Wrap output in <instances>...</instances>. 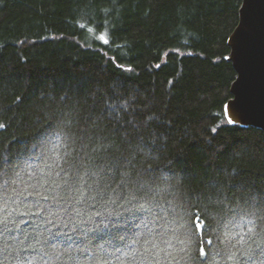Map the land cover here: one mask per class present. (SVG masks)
I'll list each match as a JSON object with an SVG mask.
<instances>
[{"label":"trees","instance_id":"1","mask_svg":"<svg viewBox=\"0 0 264 264\" xmlns=\"http://www.w3.org/2000/svg\"><path fill=\"white\" fill-rule=\"evenodd\" d=\"M242 1L0 0V168L23 169L18 190L32 191L28 175L47 171L58 133L76 150L106 145L98 163L158 185L180 222L199 215L208 225L206 234L194 229L213 241L195 264H230L222 249L247 239L235 218L253 202L264 205V131L229 124L224 114L237 76L224 57ZM34 200H10L0 212L10 223L0 235L3 264H116L100 246L125 249L145 219L91 200L77 206L81 215L49 205L37 216ZM101 219L112 222L107 231L96 229Z\"/></svg>","mask_w":264,"mask_h":264},{"label":"snow or ice","instance_id":"2","mask_svg":"<svg viewBox=\"0 0 264 264\" xmlns=\"http://www.w3.org/2000/svg\"><path fill=\"white\" fill-rule=\"evenodd\" d=\"M97 39L105 44L109 43L103 34ZM224 59H228V57H224ZM224 114L227 117V123H235L229 114V105L227 104L224 105ZM5 127V124L0 123V129ZM212 130L215 131V129ZM56 141L51 155L48 156L50 162L46 164L47 171H32L28 175V181L34 182L32 191H28L27 187L18 190L19 185L26 183L21 178L23 169L13 165L11 167L12 175H9L8 169L0 168V203L3 205L0 207V212L6 209L10 200L15 203L21 197H35L32 206L37 209L35 213L37 216H42L49 205L59 206L65 215L71 216L73 212L81 215L77 206L84 205L89 200L105 204H118L134 218L138 219L139 216L136 214H139L145 219L141 220V224L136 225L137 234L125 249L117 248L112 253H108L104 245L100 246V252L104 255H112L116 264H195L199 258L209 255V251L204 245L205 243L212 245L213 241L212 239L205 241L203 234L207 233L208 225L200 219L199 215H196L195 221L189 219L187 222H180L183 220V216L175 214L171 202L166 204L161 202L163 197L158 199V185L146 180L132 181L130 179L131 172L121 171L118 164L98 163L104 159L100 153L106 152L108 146L100 143L94 146L81 144L80 149L76 150L70 148L74 141L63 133L56 135ZM4 163L7 161L5 160ZM25 167L31 169V165L26 164ZM149 171H152L151 167H149ZM117 174L120 176L119 181L115 180ZM162 179L167 180V177H162ZM114 184L115 186H113ZM128 205L130 207H127ZM24 215H28V213ZM187 215L191 217L194 213L189 212ZM95 216L100 217L102 213L96 212ZM148 217L152 219L148 220ZM92 219V216L88 217V220ZM235 219H240L243 223L244 236L247 239L240 237L237 241L239 246L231 245V248H235L236 251H232L229 247L222 249L226 260L230 264H264V205L253 202L241 217ZM235 219L232 221L233 225H235ZM88 220L81 221V223L86 224ZM111 223L107 219H101L95 227L98 230L107 231ZM148 223H154L156 228L149 229ZM0 226H2L0 235L10 231L7 216L0 218ZM11 227L19 226L12 222ZM194 229L200 230V233L203 234H199ZM49 235L53 241L57 239V234L50 232ZM225 235L230 238L231 232L229 231ZM120 239L124 240L125 237L121 236ZM194 244L196 245L195 256L192 255ZM53 250L55 251V245H53ZM219 254L217 253V255ZM61 256L62 253L57 255L56 260L59 261ZM69 259L72 258L69 257ZM0 264H3V261H0ZM27 264H32V260H28ZM44 264H48V262L45 261ZM95 264H111V261L97 259Z\"/></svg>","mask_w":264,"mask_h":264},{"label":"water","instance_id":"3","mask_svg":"<svg viewBox=\"0 0 264 264\" xmlns=\"http://www.w3.org/2000/svg\"><path fill=\"white\" fill-rule=\"evenodd\" d=\"M228 45V60L237 73L232 97L225 103L229 114L234 125L264 131V0L242 1L239 23Z\"/></svg>","mask_w":264,"mask_h":264}]
</instances>
